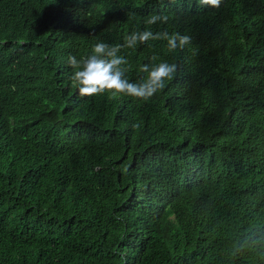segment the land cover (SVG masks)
Segmentation results:
<instances>
[{"label":"trees","instance_id":"16d2710c","mask_svg":"<svg viewBox=\"0 0 264 264\" xmlns=\"http://www.w3.org/2000/svg\"><path fill=\"white\" fill-rule=\"evenodd\" d=\"M196 1L0 0V264H264V0ZM146 29L192 38L121 49L166 87L81 97L69 55Z\"/></svg>","mask_w":264,"mask_h":264},{"label":"clouds","instance_id":"9594fccd","mask_svg":"<svg viewBox=\"0 0 264 264\" xmlns=\"http://www.w3.org/2000/svg\"><path fill=\"white\" fill-rule=\"evenodd\" d=\"M174 2V0H173ZM221 0H197V7L205 5L219 8ZM76 15H65L63 19L72 27H60V31H76ZM168 17L164 14H153L145 23L153 25L157 22H167ZM191 37L180 35L179 33L169 34L167 31L153 33L151 30L143 32H133L124 37V44L110 45L105 42L96 43L91 54L77 59L69 55L68 64L72 67L73 75L71 77L72 86L77 88L81 97H94L110 94L111 98L132 97L134 99L147 101L157 92L162 91L167 82L171 81L176 74L177 66L167 62L144 64L139 71L146 73V76L139 82H130L127 73L129 71V62L120 55L122 48H135L140 43L148 41L165 40L169 51L177 48L183 49L191 44ZM156 56L151 57L156 61ZM134 127H137L134 125Z\"/></svg>","mask_w":264,"mask_h":264}]
</instances>
